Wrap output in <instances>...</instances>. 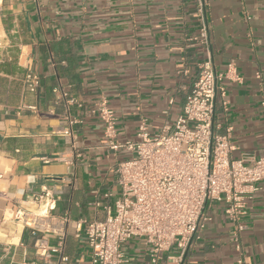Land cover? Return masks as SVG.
<instances>
[{
  "label": "crops",
  "instance_id": "crops-1",
  "mask_svg": "<svg viewBox=\"0 0 264 264\" xmlns=\"http://www.w3.org/2000/svg\"><path fill=\"white\" fill-rule=\"evenodd\" d=\"M197 3L5 0L0 7V264H91L84 225L76 228V223L101 217L94 203L108 190L117 193L114 166L127 156L105 147L96 108L106 102L113 110L119 141L134 140L141 120L150 134L176 120L207 59ZM204 3L214 68L226 73L232 64L223 82L227 111L217 103L215 119L231 128L232 159L259 158L264 0ZM28 71L40 78L36 93L24 85ZM258 188L238 238L215 204L200 240L181 259L176 249L163 253L159 264H264V181ZM122 250L125 264H150L141 240L126 242Z\"/></svg>",
  "mask_w": 264,
  "mask_h": 264
},
{
  "label": "built area",
  "instance_id": "built-area-1",
  "mask_svg": "<svg viewBox=\"0 0 264 264\" xmlns=\"http://www.w3.org/2000/svg\"><path fill=\"white\" fill-rule=\"evenodd\" d=\"M4 2L0 0V7ZM197 12L207 59L199 65L182 112L171 125L150 134L146 120H141L134 140L119 141L113 110L106 102L96 108L105 147L127 156L114 166L117 193L108 190L94 203L102 210L101 217L76 223V228L84 225L91 264H125L122 248L132 239L148 247L150 264H159L162 254L172 249L181 259L200 240L215 204L222 206L235 237L245 230L241 220L247 204L264 181V149L259 158H231V128L215 114L217 103L223 113L227 111L223 82L232 64L226 73L215 70L204 0H198ZM24 85L36 93L40 78L28 71ZM71 148L77 155L73 141Z\"/></svg>",
  "mask_w": 264,
  "mask_h": 264
}]
</instances>
